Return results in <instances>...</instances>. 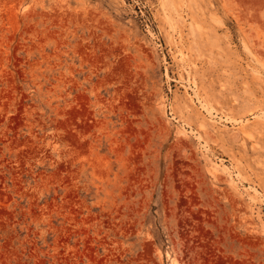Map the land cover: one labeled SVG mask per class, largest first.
<instances>
[{"label": "rangeland", "instance_id": "374dc122", "mask_svg": "<svg viewBox=\"0 0 264 264\" xmlns=\"http://www.w3.org/2000/svg\"><path fill=\"white\" fill-rule=\"evenodd\" d=\"M0 264H264V0H0Z\"/></svg>", "mask_w": 264, "mask_h": 264}]
</instances>
